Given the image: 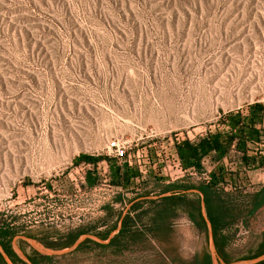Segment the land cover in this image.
Masks as SVG:
<instances>
[{"label": "rangeland", "instance_id": "374dc122", "mask_svg": "<svg viewBox=\"0 0 264 264\" xmlns=\"http://www.w3.org/2000/svg\"><path fill=\"white\" fill-rule=\"evenodd\" d=\"M253 103L264 126V0H0V238L39 264H257L264 131L230 190L222 154L176 150Z\"/></svg>", "mask_w": 264, "mask_h": 264}, {"label": "crops", "instance_id": "0c3cea01", "mask_svg": "<svg viewBox=\"0 0 264 264\" xmlns=\"http://www.w3.org/2000/svg\"><path fill=\"white\" fill-rule=\"evenodd\" d=\"M257 108H258L257 106L256 107L251 106L250 107V113H253V111H258ZM244 112L245 113H242V110H239L238 119H236L235 125L234 124L228 125L227 122L225 124V132H227L228 127H231L232 131H236L237 133H241L239 128L242 127V137L244 138L241 140V143L237 142L238 141L237 137H235L230 144H224L223 145L224 151H223L222 155H223L224 160H223V162L221 161L220 163L222 164L223 167H225L227 169V171L225 173L221 172L222 177H223V181H225L224 182L225 185L223 188L226 190H230L231 187H234L233 185L235 182V179H233L235 173L232 171L231 172H228V171L234 170V169H236L238 171L244 170V171H248V172H250V171L254 172L256 175H258L257 169H259V167H260L259 166V160H261V153L262 152L260 150H256L257 147L254 148V147L250 146V144L254 145V143L246 141V139H248V137L250 136L249 134H253L252 132H254L255 130H253L249 127V125H250L249 121H248L249 116H247V115L244 116L247 113V110L245 109ZM238 121H239V123H238ZM240 122L243 123V126H240ZM253 126L257 127V128L258 127L260 128V126H262L260 133L262 131H264V126L262 124H260V122L253 124ZM259 136H261V135H259ZM239 144H243L244 146L242 145L243 147L241 148L239 146ZM236 148H237V150H239L237 152H241L242 155L243 154L245 155V157H246L245 161L242 160L241 157L238 159L237 158L236 159H230V157H231L230 153L234 152L236 150ZM213 153H215V152L213 150H211L207 154L211 155ZM228 159H230V160H228ZM217 160L218 161H216L215 164H217V162H219V158ZM211 162L213 163L214 161H211ZM126 180L127 181L122 182V184L125 182H128L129 185L137 183V181H135V179L133 177L127 178ZM157 180H161V181L165 180V183H169L167 185V190H170V187H172V186H170V184H171L170 181L166 180V178H160ZM260 186H263V184ZM198 193L200 195V199H199V201H200V214L205 219V221L208 223L207 219L205 218V204L203 201L204 196L200 192H198ZM263 194H264V188L261 191V194L259 196H256L253 199L254 202H260V203L257 205V207L254 206L256 208L254 209L253 213L250 214L251 216L248 219L249 224H256L260 227V228H258V232H259V236L257 238L258 242H262V241L264 242V197H262ZM224 199H225V197H224ZM172 216H173V213H171L169 211L166 213V216L164 217V219H165L164 225L167 227V229H168L167 225L169 223L168 220ZM8 244H9V242L0 238V264H19L16 261V257L13 256L14 253L16 255H18L20 262L22 261V262H24V264H39L38 263L39 258L35 255L36 253L35 254L34 253L29 254L28 250L22 249V251H20L22 255H20L19 253L16 252V249L14 248V246L10 247ZM10 248H11V251H10ZM259 256H264V252L262 254H260Z\"/></svg>", "mask_w": 264, "mask_h": 264}, {"label": "trees", "instance_id": "16d2710c", "mask_svg": "<svg viewBox=\"0 0 264 264\" xmlns=\"http://www.w3.org/2000/svg\"><path fill=\"white\" fill-rule=\"evenodd\" d=\"M253 107H258L257 110L259 112L262 111V105L259 103H253L252 105ZM247 113L244 116H249V127L253 130H255L256 134L259 136L261 135L260 131L261 128H257L254 127L253 124H256L257 122H260L258 120V118L261 116V114H257L255 113V111H253V113H250V107H247ZM244 118V117H243ZM232 120V117H231ZM220 121V120H219ZM217 122L214 125L213 129H209L208 132L206 133L205 136H202L201 138H199L197 140L196 143H191L188 140H183L182 143L177 144L176 145V150L179 156L183 157V152H187L189 157H192L195 161L194 163L196 164L197 162H199V159L202 155L208 153L209 151L213 150L216 154V157H219V154H222L224 151L223 145L224 144H230L232 142V140L235 137H238L239 135H242V127L239 128L240 132L239 135L236 131H232L231 127L227 128V132H225V124L226 122L223 121L221 123ZM239 123V121H238ZM240 126H243V123L240 122ZM250 136H252V134H249ZM250 136L248 137V139H246V141H249L251 143H253V141L250 139ZM82 158V157H81ZM84 158V157H83ZM242 160H246L245 155L243 154L241 156ZM86 160H89L88 158ZM247 163V162H246ZM114 175H115V179H113L114 184H121L124 181H127L126 178H128V173L127 171H120V166H116L114 169ZM122 180V181H121ZM210 188V187H200L199 190L206 196V190ZM206 205V213H207V217L209 219V221L212 224V227H216V222L218 221V217H213L210 213V210H208V203L205 202ZM214 234V239H215V244L218 243L217 239L215 238V232H213ZM203 262L204 264H211V255L209 252H205L203 254ZM191 264H199L198 259L196 257H194L191 260ZM257 264H264V258L262 260H260Z\"/></svg>", "mask_w": 264, "mask_h": 264}, {"label": "built area", "instance_id": "2783aa9c", "mask_svg": "<svg viewBox=\"0 0 264 264\" xmlns=\"http://www.w3.org/2000/svg\"><path fill=\"white\" fill-rule=\"evenodd\" d=\"M109 147L113 148V152L116 155L122 156L125 153V150L123 148L118 147L114 141L109 142Z\"/></svg>", "mask_w": 264, "mask_h": 264}, {"label": "water", "instance_id": "95a60500", "mask_svg": "<svg viewBox=\"0 0 264 264\" xmlns=\"http://www.w3.org/2000/svg\"><path fill=\"white\" fill-rule=\"evenodd\" d=\"M212 264H214V259H212Z\"/></svg>", "mask_w": 264, "mask_h": 264}]
</instances>
